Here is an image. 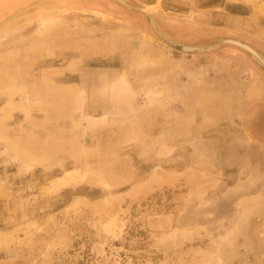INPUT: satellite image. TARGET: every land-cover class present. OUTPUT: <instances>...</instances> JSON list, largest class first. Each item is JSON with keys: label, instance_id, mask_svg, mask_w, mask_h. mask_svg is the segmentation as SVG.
<instances>
[{"label": "rangeland", "instance_id": "obj_1", "mask_svg": "<svg viewBox=\"0 0 264 264\" xmlns=\"http://www.w3.org/2000/svg\"><path fill=\"white\" fill-rule=\"evenodd\" d=\"M22 1L0 19V264H264V70L145 15L264 54V0Z\"/></svg>", "mask_w": 264, "mask_h": 264}, {"label": "flooded vegetation", "instance_id": "obj_2", "mask_svg": "<svg viewBox=\"0 0 264 264\" xmlns=\"http://www.w3.org/2000/svg\"><path fill=\"white\" fill-rule=\"evenodd\" d=\"M12 0H8V2H11ZM55 2H58L60 4H70V0H54ZM121 1V5L124 6L125 9L127 10H131V11H137L138 10H144L142 8H139L138 5H136L134 2L130 1V0H120ZM120 4V3H119ZM100 10H106V12H111L110 9H104L103 7H100ZM113 11V10H112ZM115 11V10H114ZM104 12V11H103ZM110 14H113V13H110ZM114 15V14H113ZM146 17L147 18H152L156 27L153 28V32L157 33V32H160L164 38H166L167 40H169L171 42V46L172 48H176L179 46L178 45H183V44H180L179 42H177L174 38H173V35L168 32V31H164V30H160L158 26H160V24L158 23V21L156 20L155 16L150 14V13H145ZM225 39H222V40H218V41H224ZM216 43V42H215ZM212 44L211 46L215 45ZM240 43V42H239ZM242 44V43H240ZM248 48H251L253 51H255L259 56L260 58L262 59V61L264 62V54L261 53L259 50L255 49V48H252V47H249L248 45H245L244 43L242 44ZM210 45L208 46H201V47H211ZM195 54V53H193ZM191 55V53H190ZM256 63V62H255ZM257 64L264 70V65H260L258 62ZM258 104H256V106L252 107L251 108V111H253L254 109H257V118L255 119L254 116H252V120H251V123H250V128L253 129V130H257V131H262L264 129V108H259L257 107Z\"/></svg>", "mask_w": 264, "mask_h": 264}, {"label": "crops", "instance_id": "obj_3", "mask_svg": "<svg viewBox=\"0 0 264 264\" xmlns=\"http://www.w3.org/2000/svg\"><path fill=\"white\" fill-rule=\"evenodd\" d=\"M11 2H13V8L15 9L11 15L17 14V16L19 14H21L22 12H25L27 10V8H29L32 5H25V3L22 0H12ZM10 4V2H8V0H0V19L3 18H8L10 13H9V8L8 5ZM0 24L2 25L3 22L0 21ZM6 26V25H5ZM4 27V26H3ZM112 44V45H111ZM71 47V53L74 51L73 49V44L70 46ZM108 47H111V49H103L102 46H100V51L97 52L94 51L96 53V57H100V59H107V57L111 56L112 54H114L113 50L115 49V42L113 43H109ZM100 53V54H99ZM83 58L79 57H72L71 59H69V61L66 62V65L64 66V68H62V73L66 76L69 77H73V75H76L79 73L80 69L83 67H79L77 64V67L74 69H70L69 66L70 65H74V63H78V61L82 60ZM73 67V66H72ZM74 82L70 83V87L73 85ZM75 85L77 83H74Z\"/></svg>", "mask_w": 264, "mask_h": 264}, {"label": "water", "instance_id": "obj_4", "mask_svg": "<svg viewBox=\"0 0 264 264\" xmlns=\"http://www.w3.org/2000/svg\"><path fill=\"white\" fill-rule=\"evenodd\" d=\"M116 2L121 4L120 0H115ZM150 24L152 26V28H155L156 25L153 21L152 18H149ZM157 34L164 40L166 41L168 44H171V42L169 40H167L166 38L163 37V35L160 32H157ZM222 44H227V45H232L235 47H238L242 50H244L246 53H248L256 62H258L260 65H263L262 62L258 61L257 58L254 56V54L256 55L257 53L255 51H253L251 48H248L242 44H240L237 41H233V40H224V41H218L215 43V45L211 46V47H188V46H183V45H178L181 47V49L183 50V52H207V51H211L214 50L216 48H218L219 46H221ZM258 55V54H257ZM259 56V55H258ZM260 57V56H259ZM262 61V59H261Z\"/></svg>", "mask_w": 264, "mask_h": 264}, {"label": "bare ground", "instance_id": "obj_5", "mask_svg": "<svg viewBox=\"0 0 264 264\" xmlns=\"http://www.w3.org/2000/svg\"><path fill=\"white\" fill-rule=\"evenodd\" d=\"M58 20H59V18H41L39 20V23H38V30H37L38 32L37 33L41 34V33L45 32V31L53 29V27L58 24L57 23ZM254 56L257 58L258 61L262 62L263 65H264V62L261 61L260 57L257 54L256 55L254 54ZM75 67H76L75 63H74V65L72 64V65L69 66L70 69L75 68ZM107 87H108V85H107ZM122 89H124V85L122 84V82H118V81L113 83L111 85V87H110V91L111 92H118V91H120Z\"/></svg>", "mask_w": 264, "mask_h": 264}]
</instances>
